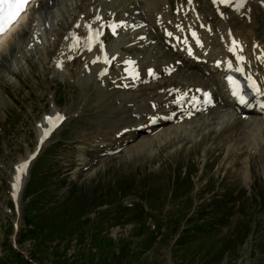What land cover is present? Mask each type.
I'll list each match as a JSON object with an SVG mask.
<instances>
[{
    "label": "rangeland",
    "instance_id": "1",
    "mask_svg": "<svg viewBox=\"0 0 264 264\" xmlns=\"http://www.w3.org/2000/svg\"><path fill=\"white\" fill-rule=\"evenodd\" d=\"M38 69L24 74L19 66L16 83L0 77V264H264L262 136L252 152L247 141L242 153L229 157L221 147V159L212 163L204 161L214 152L202 159L207 141L183 151L171 138L150 146L157 148L153 154L121 151L89 176L67 180L66 168L77 166V147L64 164L72 150L67 145L80 144L83 132L98 125L93 121H101L96 116L90 122L95 101L84 103V87L76 96L81 82ZM53 100L68 116L24 176L38 191L32 195L26 188L15 206L8 194L11 166L32 148L36 120ZM75 101L83 103L79 112L73 111Z\"/></svg>",
    "mask_w": 264,
    "mask_h": 264
},
{
    "label": "bare ground",
    "instance_id": "2",
    "mask_svg": "<svg viewBox=\"0 0 264 264\" xmlns=\"http://www.w3.org/2000/svg\"><path fill=\"white\" fill-rule=\"evenodd\" d=\"M249 4L251 6L249 21H246L244 17H240L238 13L229 14L224 21L218 20L215 28H213V34L204 36L203 45L199 48L201 52L199 54L205 59L204 66L200 62L184 59L176 47L166 46L168 42L163 41L162 37L155 32L153 33L150 25L154 22V15L160 12L156 0H39L36 7L31 8L28 16L22 21L23 26L20 28V24L10 34L11 42L9 46L0 49V73L5 72L14 75L15 72L17 75L15 71L17 65L23 68V64H25L24 74H31L30 69L33 65H36L39 68L38 71L43 74L42 65L48 61L51 70L56 74L66 76L72 81H81L76 96L81 93L83 87L86 88V81L89 82L90 89L94 91L92 99V101H95L94 110L104 112L111 119L106 121L104 125H101L99 121H93L94 125H96L95 123L98 124L96 128L94 127L95 130L97 129L96 132H94V129L87 130L88 132L82 131L83 137L77 146V166L79 168H76V166V170L74 168L72 175L80 173L89 176L90 173H94L96 168L106 160V157L101 158V151L120 145L123 155L129 156L138 149H148L149 154H153L157 148H151L150 146L157 144L160 147L169 142L171 138L178 140L176 148L173 147L175 150L187 151L203 141H207L209 147L219 146L228 149L227 157H229L228 155L233 153L232 151L243 152L242 144L244 141L248 142V144L246 143L247 146L249 145L254 149L259 148L258 145H260L258 136H262V142H264V118L259 112L253 110L246 117L241 118L237 112L232 110L231 104L227 102L225 108L214 106L209 108L206 114L200 113L180 122H161L159 129L154 132L155 126H151L149 132L129 129L118 136H115V132L123 126L146 121L143 114L150 111V100H157L159 109L163 110L170 98L166 95L171 91L168 88L170 85L182 88L188 85L209 84L211 75L204 74L203 69L207 67L210 71H216L211 62L215 59L216 54L221 51L218 39L219 34L221 35L225 31L224 24L227 22L233 23L232 32L246 41L254 22L253 12L255 15L258 13L264 16V7L261 4L256 0H252ZM135 9L138 10V13L134 12ZM95 14L100 15V18L109 16L130 19L144 17L150 23L148 34H151L150 37L155 39L153 42L149 41L150 37L142 29L131 34L122 32L117 37H107V51L109 53L116 51L118 59H121L127 53H131L137 57L142 67L151 63L159 66L162 63L173 61L175 58L181 59L182 63L178 64L176 69L168 76L161 77L156 83L150 82L148 85L138 86L134 90L118 89L111 86V79L118 74V70L113 66L110 67L109 75L101 79L95 77V70L93 69L84 72L81 68L83 61L76 57L78 55L76 53H72L73 58L71 60L64 59L60 68H55L53 62L57 56L71 53L66 51L65 44H62L65 42L63 34L66 29L70 27L75 17L82 15V18L89 20ZM151 14L154 15L151 16ZM36 15L39 17H34ZM38 39H40L39 43L36 42ZM28 51L36 53L34 60L28 57ZM22 60L24 62H21ZM214 74L217 76V73ZM33 82H35L34 78ZM13 85L17 84L13 83ZM45 85L49 86L48 82ZM49 96L52 98L51 92ZM1 99L0 94V103H2ZM51 104L52 101L49 106ZM26 105L25 109L32 115L34 113L33 109L29 107V103ZM78 108L80 109V106ZM54 110H58V107L53 100L50 111L49 109L44 111L42 116ZM2 116L0 113V117ZM42 116L38 121L41 120ZM0 130H2L1 123ZM249 137L251 138L247 140ZM198 139L200 143H197ZM208 149L201 151L202 159L208 158ZM20 160H17L16 163ZM97 160L100 161L95 164ZM72 177H75V175ZM19 192L20 190L11 192L9 189V195L16 205ZM14 219L16 222V217Z\"/></svg>",
    "mask_w": 264,
    "mask_h": 264
},
{
    "label": "snow or ice",
    "instance_id": "3",
    "mask_svg": "<svg viewBox=\"0 0 264 264\" xmlns=\"http://www.w3.org/2000/svg\"><path fill=\"white\" fill-rule=\"evenodd\" d=\"M221 4H228L231 2V0H219ZM30 0H0V49L7 48L11 42V38L7 36V33L9 32V29L13 25V23L16 22L18 17L27 10V6L29 5ZM244 4V0H237V7H242ZM99 20L100 17H97ZM79 27V25H77ZM89 29V35L87 37V42L89 43V50H91L92 42L99 37L102 33L99 31H96L93 33L91 25H86ZM119 27V25H111L112 32L115 34L116 28ZM169 36H171V33H168ZM193 36L196 34L193 33ZM74 47H78L80 43L79 37H74ZM98 42V41H97ZM235 44V42H233ZM239 60L242 62L244 60V57H239ZM104 62L108 63L107 56L104 57ZM128 63L131 65V61H128ZM59 66V65H58ZM229 68L232 67L231 63L228 65ZM235 71L243 73L244 69L242 67H238L235 69ZM249 80H251V77H248ZM229 83L232 86V95L238 98V101L240 104L247 105L249 103L247 99V93L243 91V88L241 84L235 80L233 77H228ZM250 88L253 93H255L257 96L264 95V92L261 91V87L257 85L255 80L251 81ZM208 103H211V99L208 100ZM261 109H264V103H261L259 105ZM49 121V124L52 126H55V120L62 119L61 117L57 116L55 120L51 117L47 118ZM52 131V127L48 128L44 132V139H46ZM43 143V139L41 141ZM29 166V162L25 161L22 164L17 166V176H16V184L13 186L15 189H18L20 180H21V174L26 172L27 168Z\"/></svg>",
    "mask_w": 264,
    "mask_h": 264
}]
</instances>
